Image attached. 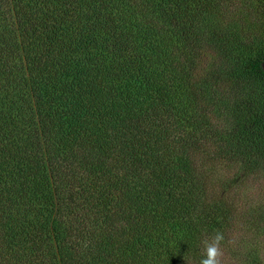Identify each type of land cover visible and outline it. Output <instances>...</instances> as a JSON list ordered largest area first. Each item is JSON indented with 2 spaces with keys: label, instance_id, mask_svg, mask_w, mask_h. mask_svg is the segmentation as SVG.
<instances>
[{
  "label": "trees",
  "instance_id": "1",
  "mask_svg": "<svg viewBox=\"0 0 264 264\" xmlns=\"http://www.w3.org/2000/svg\"><path fill=\"white\" fill-rule=\"evenodd\" d=\"M262 4L0 0V264H264Z\"/></svg>",
  "mask_w": 264,
  "mask_h": 264
},
{
  "label": "clouds",
  "instance_id": "2",
  "mask_svg": "<svg viewBox=\"0 0 264 264\" xmlns=\"http://www.w3.org/2000/svg\"><path fill=\"white\" fill-rule=\"evenodd\" d=\"M224 234L216 231L212 236H205L202 239V258L199 264H222L223 250L222 243L224 242Z\"/></svg>",
  "mask_w": 264,
  "mask_h": 264
},
{
  "label": "rangeland",
  "instance_id": "3",
  "mask_svg": "<svg viewBox=\"0 0 264 264\" xmlns=\"http://www.w3.org/2000/svg\"><path fill=\"white\" fill-rule=\"evenodd\" d=\"M262 6V12L264 16V5L262 4ZM249 93L248 81L240 80L232 87L231 93L226 95V98L227 100H232V102L235 104H242L243 102H247L249 100ZM256 183V188L255 184H249V186H247V189L252 190L254 188L255 195L252 197V200L254 202H259L262 198V190H264V181L262 179H258Z\"/></svg>",
  "mask_w": 264,
  "mask_h": 264
},
{
  "label": "water",
  "instance_id": "4",
  "mask_svg": "<svg viewBox=\"0 0 264 264\" xmlns=\"http://www.w3.org/2000/svg\"><path fill=\"white\" fill-rule=\"evenodd\" d=\"M263 68H264V64H263Z\"/></svg>",
  "mask_w": 264,
  "mask_h": 264
}]
</instances>
